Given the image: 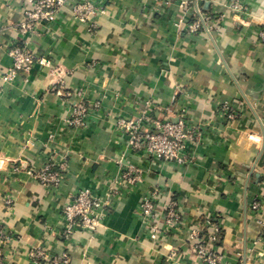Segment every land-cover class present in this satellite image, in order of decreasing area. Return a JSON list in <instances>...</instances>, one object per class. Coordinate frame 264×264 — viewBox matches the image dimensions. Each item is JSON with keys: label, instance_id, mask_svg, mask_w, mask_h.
Masks as SVG:
<instances>
[{"label": "crops", "instance_id": "obj_1", "mask_svg": "<svg viewBox=\"0 0 264 264\" xmlns=\"http://www.w3.org/2000/svg\"><path fill=\"white\" fill-rule=\"evenodd\" d=\"M106 11L93 34L64 5L52 25H39L26 41L49 57L64 75L34 64L6 82L15 26L25 0H0V225L8 239L1 249L7 264H43L27 257L41 248L67 252L68 264H204L192 253V231L207 237L219 225L221 264H264V0H199L202 13L220 19L219 28L188 33L193 9L156 0H92ZM181 22V28L174 22ZM217 23V22H216ZM213 24V23H212ZM70 97L51 90L58 79ZM84 100L89 112L80 128L64 124L68 103ZM224 102L240 114L227 120ZM146 112L153 118L184 115L202 127L194 159L179 165L147 159L133 151L117 128L121 117ZM68 167L57 187H42L32 176L49 156ZM141 170L140 181L123 198L109 199L97 233L77 231L62 238V209L88 187L106 197L120 177L116 158ZM17 167L18 170H13ZM159 190L158 203L175 201L185 219L153 242L141 225L142 196ZM261 208L252 210L253 201ZM10 201L8 204L7 202ZM175 251V255H172Z\"/></svg>", "mask_w": 264, "mask_h": 264}, {"label": "built area", "instance_id": "obj_2", "mask_svg": "<svg viewBox=\"0 0 264 264\" xmlns=\"http://www.w3.org/2000/svg\"><path fill=\"white\" fill-rule=\"evenodd\" d=\"M165 4H175L179 7L189 6L193 9L192 20L186 24V31L195 34L204 29L207 33L214 32L219 27L220 19H214L208 13H202L199 9V0H156ZM28 8L20 23L15 26L16 37L10 44L8 55L11 58V66L1 74L6 82L13 81L18 75H25L34 64L49 67L56 75H64L62 69L53 65L49 57L42 56L34 51L29 42L28 35H38L39 25H52L57 20L59 10L66 4L71 5L72 15L75 21L85 26L88 33L93 34L97 29V17L106 9L100 3L92 0H25ZM232 9L242 15L245 8L240 0H234ZM217 22V23H216ZM213 23V24H212ZM174 27L180 29L181 22H174ZM259 40L264 43V26L256 29ZM58 97L64 100L69 98L70 92L64 88V80L58 79L51 88ZM235 103L224 102L220 105V111L227 120H234L240 114ZM89 106L80 99L68 103L64 124L67 127L80 128L85 122L84 118L89 112ZM264 117V109L262 111ZM118 130L127 137V144L131 150L140 152L147 159H155L159 162L184 165L194 159L195 148L200 142L202 127L192 124L184 115H165L161 118H153L148 113L142 112L131 118L121 117L117 121ZM116 163L121 169L120 177L107 189L106 197L97 195L90 188L77 190L70 201L62 209V215L66 221V227L62 232V238L69 239L77 231L97 233L102 225L106 209L109 207V199L114 196L123 198L125 191L119 187L127 186L132 189L140 181L141 170L123 163V155L116 158ZM68 167L65 159L57 160L53 155L49 156L41 167L32 171V176L42 187L59 186ZM18 170L17 167L13 169ZM159 190L154 189L145 193L137 206V215L141 225L148 232V237L153 241L168 237L174 229L184 224L185 219L182 210L175 201L166 204L158 203ZM8 204L10 201L7 202ZM251 208L257 211L261 208L259 200L251 204ZM264 232V222L258 221ZM212 228L213 232L207 237H200V231H192L194 244L192 253L196 259L204 264H221L217 242L220 232L219 225L206 219L205 224ZM8 239L6 230L0 225V244ZM175 255V251H172ZM27 257L34 262L43 264H68L67 252L52 254L41 248L28 251ZM0 264H7L0 245Z\"/></svg>", "mask_w": 264, "mask_h": 264}]
</instances>
